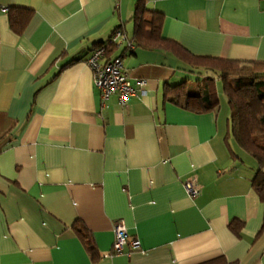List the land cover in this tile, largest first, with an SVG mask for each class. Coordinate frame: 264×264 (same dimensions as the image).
I'll return each instance as SVG.
<instances>
[{
	"label": "crops",
	"instance_id": "0c3cea01",
	"mask_svg": "<svg viewBox=\"0 0 264 264\" xmlns=\"http://www.w3.org/2000/svg\"><path fill=\"white\" fill-rule=\"evenodd\" d=\"M146 6L190 54L264 62L263 0ZM135 7L0 0V264H264L257 162L230 135L221 79L164 49H128ZM20 8L31 16L17 32L9 13ZM117 27L124 37L112 57L135 88L125 105L115 94L103 104L85 62ZM185 80L189 96L171 101L169 87ZM189 176L201 186L194 197L184 189ZM233 219L243 222L238 234ZM118 220L140 249L112 252Z\"/></svg>",
	"mask_w": 264,
	"mask_h": 264
},
{
	"label": "trees",
	"instance_id": "16d2710c",
	"mask_svg": "<svg viewBox=\"0 0 264 264\" xmlns=\"http://www.w3.org/2000/svg\"><path fill=\"white\" fill-rule=\"evenodd\" d=\"M146 3L147 0H136L133 16L135 29L129 43L132 48L140 46L170 51L191 68L211 72L221 79L223 92L231 110L230 135L236 144L257 162L252 178V187L264 204V62H242L234 59L190 54L180 44L162 35L163 14L148 9ZM17 12L20 14L15 16L9 13V18L12 28L19 32L28 22L31 10L20 8ZM116 29H120V27L115 28L114 31ZM97 46H103L105 58L111 59L117 43L108 41ZM126 47L131 49L128 45ZM168 92L172 94L169 98L171 101L180 103L182 97L189 96L187 81L170 86ZM200 104L203 109H209L215 106L217 101L208 103V105L202 101ZM242 223L239 219H233L229 223V228L238 234ZM73 227L77 234L85 240L90 252L93 253L94 247L85 226L81 222H75ZM92 255L96 256V254ZM213 263L214 261L209 264Z\"/></svg>",
	"mask_w": 264,
	"mask_h": 264
},
{
	"label": "built area",
	"instance_id": "2783aa9c",
	"mask_svg": "<svg viewBox=\"0 0 264 264\" xmlns=\"http://www.w3.org/2000/svg\"><path fill=\"white\" fill-rule=\"evenodd\" d=\"M123 37L122 31L116 29L112 32L109 41L118 43ZM127 45L132 48L129 41ZM85 62L91 69L93 84L99 90L103 104L111 95L115 94L118 103L125 105L127 99L135 94V88L130 82L129 74L124 68L120 56L106 59L103 46H97L92 49ZM143 82L144 80H138L140 85ZM200 188L195 176H189L184 181V189L191 197L196 196L200 192ZM113 233L114 238L111 246L113 253H123L126 246L131 251L140 249L139 238L129 236L122 221L118 220L113 224Z\"/></svg>",
	"mask_w": 264,
	"mask_h": 264
},
{
	"label": "rangeland",
	"instance_id": "374dc122",
	"mask_svg": "<svg viewBox=\"0 0 264 264\" xmlns=\"http://www.w3.org/2000/svg\"><path fill=\"white\" fill-rule=\"evenodd\" d=\"M197 82V80L196 79H189V85L192 87V86H194L195 85V83ZM232 82V81H231Z\"/></svg>",
	"mask_w": 264,
	"mask_h": 264
}]
</instances>
